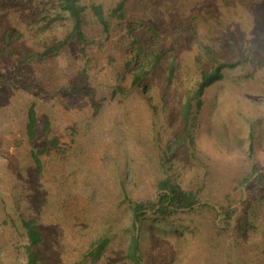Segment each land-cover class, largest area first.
<instances>
[{
	"label": "rangeland",
	"instance_id": "374dc122",
	"mask_svg": "<svg viewBox=\"0 0 264 264\" xmlns=\"http://www.w3.org/2000/svg\"><path fill=\"white\" fill-rule=\"evenodd\" d=\"M76 1L86 44L63 0H0V264H27L25 221L39 264H134L133 237L143 264H264V0H127L108 32L89 7L122 0ZM165 177L216 211L135 228Z\"/></svg>",
	"mask_w": 264,
	"mask_h": 264
},
{
	"label": "trees",
	"instance_id": "16d2710c",
	"mask_svg": "<svg viewBox=\"0 0 264 264\" xmlns=\"http://www.w3.org/2000/svg\"><path fill=\"white\" fill-rule=\"evenodd\" d=\"M126 1L127 0L120 1L117 5V9L109 15L104 12L102 6L94 3L91 4L89 10L96 21L101 25L102 30L104 32H108L110 17L116 14H119L118 16L121 17L125 10ZM61 8L73 21L74 33L77 35V39L83 44H86V37L82 31V13L85 10V7L77 4L76 0H63ZM65 45L66 42L61 43L55 51L63 48ZM233 66L234 65H224L219 63L213 70L209 72H202L200 74L199 80L196 82L194 89L187 93L182 109V115L186 125H190L192 123L194 110L200 108L201 99L205 90L223 79V70L226 67L233 68ZM147 75L148 72L136 74L133 83H140ZM35 129L36 117L34 111L31 110L28 114L27 123V136L31 140L35 137ZM185 130L187 132L190 131L188 126ZM51 144L55 146L56 143L53 141ZM35 164L40 168V163L37 158L35 159ZM256 180L264 185V174L258 176ZM156 190L157 195L154 201L148 200L130 203V209L133 217L132 224L135 228H137V225L140 226L148 216L168 218L175 214L192 215L204 213L206 211H216V209L212 208L209 204L199 201L193 192L185 191L177 182L172 180L171 177H165L158 181ZM233 213L234 211L232 209H229L227 212L224 211V215L221 220L229 222V220L232 219ZM23 227L26 230L28 238V246L26 247L27 264H39L37 245L42 242V235L30 222H23ZM108 244V240L103 241L99 245L96 255L102 252ZM128 250L127 256L134 264H143L138 237H133L130 240Z\"/></svg>",
	"mask_w": 264,
	"mask_h": 264
}]
</instances>
